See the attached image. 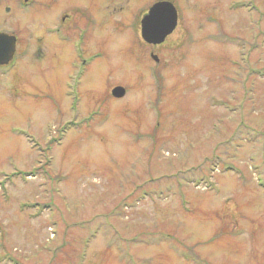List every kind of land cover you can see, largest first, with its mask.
<instances>
[{
  "label": "rangeland",
  "instance_id": "obj_1",
  "mask_svg": "<svg viewBox=\"0 0 264 264\" xmlns=\"http://www.w3.org/2000/svg\"><path fill=\"white\" fill-rule=\"evenodd\" d=\"M36 1L0 0L15 50L61 22ZM67 1L83 41L0 74V264H264V0H175L157 48Z\"/></svg>",
  "mask_w": 264,
  "mask_h": 264
},
{
  "label": "flooded vegetation",
  "instance_id": "obj_2",
  "mask_svg": "<svg viewBox=\"0 0 264 264\" xmlns=\"http://www.w3.org/2000/svg\"><path fill=\"white\" fill-rule=\"evenodd\" d=\"M55 1H57V0H47V4H53ZM81 1H86V6H88L90 3L92 5H94V6L90 7V8H98L99 7V9L103 10V14L111 15L112 14V12H111L112 8H115V7L119 6V4H117V3H119V2H121L123 0H81ZM125 1H127V0H125ZM147 1H148V3L145 4ZM162 1L171 2L176 7L175 0H131V2H130V4L132 3V4H134V6H138L139 5L138 9H140L138 14H133V16H132L133 17L132 18L133 26L135 28L137 27V29H135V33L137 31L138 36L136 34V37L141 38V40L146 45H148L150 47H153V48H157L159 46H162L165 43L166 39L173 33L172 32L170 35H168L165 38L164 42L161 43V44L147 43V42H145V40L141 36L142 21H143L144 17L147 16V14L149 13V10L155 4H157L159 2H162ZM12 3H13V5L16 8H18L21 11H30L31 9H33V6L37 4V1L36 0H13ZM72 3L74 4V1H72ZM68 4L69 3L66 0L65 6L63 7L62 12H61V17H60V21L61 22L60 23L53 24V25H48V26H45V27L41 26L42 28L40 27L41 29L39 31V35L38 36L35 33H32L29 30H26L28 35H29V37H33V35H34V37H33L34 41L33 40L31 41V39L24 38L25 45H24V47L22 49H20L22 51H19V49L15 50L14 56H13L12 60L9 62V64L7 66H0V70H1L0 74H4V72L10 71L15 66V64L17 65L19 63V61H18L19 58L28 55L30 52L31 53H36V54H41V52H40L41 50L48 51L47 50V47H48V42L47 41H49V40H51L54 43V46H56V47L57 46H61L62 43L65 42V40L69 39L71 36L74 37V38H72V40H73L72 43L75 40H79V39L81 41H83V38L87 35L89 29L86 26H79L78 24H76V22L73 20V16L71 15L72 14V6L70 7V6H68ZM144 4L146 5V8L142 7ZM87 8H89V7H87ZM3 10H4L5 13L10 14L11 6L7 4V5H5L3 7ZM88 10H90V9H85V8L76 9L75 8V14H78V13L87 14ZM177 13H178V21H179V12H178V10H177ZM89 19H92L93 21H95V19L93 17H91ZM69 26H72L73 29H71V30L68 29ZM0 31H3V32L6 33L5 29L4 30L0 29ZM9 31L12 32V33H10V34L7 33V34L12 36V37H14V39H15V47H17L19 45L20 33H17L15 31H11V30H9ZM74 32H75L74 36L71 35V33H74ZM43 35H48V40L45 39L43 37ZM41 39H43V41L45 42L44 43L45 49L38 45V50L36 52L35 51L33 52L32 51V47L34 48L36 46V48H37V43L33 44V42L41 40ZM19 55H20V57H19ZM150 56H151V58H154V59L157 60V58H155V57H157L155 54L151 53ZM85 69H86V67H85ZM78 75H80V74H78Z\"/></svg>",
  "mask_w": 264,
  "mask_h": 264
},
{
  "label": "water",
  "instance_id": "obj_3",
  "mask_svg": "<svg viewBox=\"0 0 264 264\" xmlns=\"http://www.w3.org/2000/svg\"><path fill=\"white\" fill-rule=\"evenodd\" d=\"M177 24L175 7L167 1L155 4L142 21L141 36L147 43L160 44ZM14 51V38L0 33V63L7 60ZM156 58V57H155ZM124 88L115 87L112 94L122 97Z\"/></svg>",
  "mask_w": 264,
  "mask_h": 264
},
{
  "label": "bare ground",
  "instance_id": "obj_4",
  "mask_svg": "<svg viewBox=\"0 0 264 264\" xmlns=\"http://www.w3.org/2000/svg\"><path fill=\"white\" fill-rule=\"evenodd\" d=\"M15 66H16V64H15ZM15 66H14V67H15ZM14 67H13V68H14ZM13 68H12V69H13ZM12 69H11V70H12ZM11 70H10V71H11Z\"/></svg>",
  "mask_w": 264,
  "mask_h": 264
}]
</instances>
